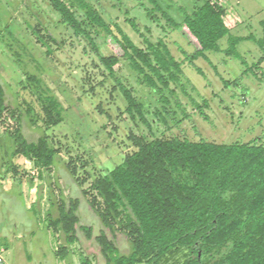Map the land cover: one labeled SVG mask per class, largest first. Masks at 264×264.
<instances>
[{"label": "trees", "instance_id": "trees-1", "mask_svg": "<svg viewBox=\"0 0 264 264\" xmlns=\"http://www.w3.org/2000/svg\"><path fill=\"white\" fill-rule=\"evenodd\" d=\"M47 1L59 14L60 24L98 55L107 74L115 81L131 121L136 122L138 118L148 127L146 115L151 111L147 101L137 96L117 74L114 66L119 62L127 64L135 81L157 103L152 115L167 126L168 122L178 125L182 121L177 109L183 119L189 117L174 88L180 87L185 92L182 81L185 62L193 65L194 60L201 58L210 63L207 53L214 52L232 57L251 69L238 50L239 43L245 40L256 43L264 53V20L261 37L253 33L236 34L225 23L224 7L217 0H202L190 8L174 2L180 21L163 9L158 0H147L152 4L151 8L146 7L151 20L159 22L161 17L172 30L182 36L188 33L196 41V47L189 54L181 50L183 59L176 58L162 39L152 42L141 34L144 46L137 45L118 24L107 22L90 0ZM8 3L13 7L10 0ZM168 4L172 6L171 2ZM127 21L135 31H140L134 19L127 18ZM39 24H28L37 42L46 47V56L40 53L38 57L30 52L31 40L26 41L27 36L20 33L16 19L0 2V42L5 43L21 68L23 87L36 97L42 109L41 118L29 104L26 108L19 103L10 105L6 98L8 85L0 75V124L5 116H11L15 122L12 130L8 128L2 133L4 142L9 138L12 144L7 172H12L13 177L21 174L14 163L18 156L32 160L40 178L53 167L56 158L61 160L59 150L45 133L29 141L22 131L24 118L29 125H36L42 119L44 124L52 126L63 121L67 111L57 91L43 76L46 71L54 73L46 64L52 48L39 31ZM47 34V38L58 42L48 30ZM93 36L111 38L121 54L102 53ZM187 43L192 46L190 41ZM28 60L35 62V71L29 70ZM262 60L264 56L257 63ZM196 70L201 73L200 69ZM220 78L225 86L230 85L231 80ZM64 94L69 95L68 91ZM202 103L207 106V99L203 98ZM193 104L202 113V105L195 100ZM128 138L135 149L94 176L86 172L79 178L76 167L65 163L103 226L94 240L105 264H264V140L227 143L179 135L148 138L133 131ZM32 183L29 178V184ZM85 183L88 186L83 187ZM60 193L56 199L50 189L44 225L56 236L54 255L68 260L72 245L78 240L77 229L87 238L93 232L91 226L77 227L79 199ZM118 234L129 243L126 253L118 249ZM0 244L7 247L1 241ZM80 259L81 264H90L82 254Z\"/></svg>", "mask_w": 264, "mask_h": 264}, {"label": "rangeland", "instance_id": "rangeland-1", "mask_svg": "<svg viewBox=\"0 0 264 264\" xmlns=\"http://www.w3.org/2000/svg\"><path fill=\"white\" fill-rule=\"evenodd\" d=\"M0 0L5 8L16 19L20 33L31 40L33 49L30 52L39 57L45 55L46 47L31 33L32 28L39 24L41 34L52 48L46 64L54 74L46 71L43 76L49 85L57 91L61 101L67 108L65 119L57 125L47 126L40 119L36 125H29L26 119L22 121V131L29 141H34L45 133L59 150L61 160L56 158L53 167L43 172V178L38 176L37 168L32 160L18 156L14 163L18 166L20 175L9 171V178L24 182L22 189L26 203L31 205L35 200L40 202L34 209H26L21 202L17 189L1 191L0 186V241L6 244L4 264H81L80 256L88 258L90 264H105L94 236L103 228L98 216L90 209L80 187L74 177L69 174L65 163L76 167V176L83 177L86 172L91 176L111 168L121 161L123 156L135 148L128 138L132 131L144 134L148 138L160 135H179L192 140L206 139L216 142L264 140V60L257 63L264 53L258 45L245 40L239 43L238 50L247 62L246 68L239 61L222 53L208 52L210 63L198 58L183 64L185 92L180 87H174L181 104L189 117L182 119L178 125L168 122L160 123L152 115L157 103L154 102L135 81L125 62L114 66L115 71L122 77L125 84L134 89L137 96L147 101V114L150 127L138 118L132 122L125 113V101L118 90L115 81L107 74L99 61L98 55L84 41L72 35L71 31L59 22V14L47 0ZM109 23L118 24L139 46H144L141 34H145L152 42L162 39L176 58H185L186 53L196 47V41L187 33L179 34L172 30L165 20H151L146 13V7L152 4L147 0H90ZM176 20L180 16L173 7L179 2L187 7L202 0H158ZM168 2L172 3L169 6ZM224 7L223 19L227 26L236 34L248 35L253 33L262 36L264 20V0H217ZM157 16L160 13L155 11ZM127 18L134 19L139 28L135 31ZM47 29L58 42L47 38ZM181 31V30H180ZM104 54H121V49L111 38L93 36ZM188 41L191 45H188ZM41 56V54H40ZM226 59V62L222 60ZM34 61L28 60V68L35 71ZM257 64L258 66H254ZM201 70L199 73L196 68ZM0 75L6 86V98L10 105L21 104L22 108L31 105L42 118V109L36 97L24 88V74L15 62L11 52L0 42ZM231 80L225 86L221 78ZM234 79L236 80L233 81ZM64 91H62L61 89ZM68 91L66 96L64 92ZM207 99V106L202 105V99ZM202 105V113L193 104ZM0 124V130H12L14 119L5 116ZM13 126V127H12ZM169 126V127H168ZM7 151H11L10 139H5ZM19 176V177H18ZM29 178H32L33 191L28 188ZM88 183L83 184V187ZM50 189L53 196L77 197L79 205L77 214L82 225L91 226L93 235L87 238L85 233L77 229V242L72 245L73 252L68 260H61L54 255L57 245L56 236L51 229L45 227L44 216L49 207ZM108 235L110 233L108 232ZM55 236V237H54ZM116 244L121 253L129 251V243L122 234L116 237Z\"/></svg>", "mask_w": 264, "mask_h": 264}, {"label": "crops", "instance_id": "crops-1", "mask_svg": "<svg viewBox=\"0 0 264 264\" xmlns=\"http://www.w3.org/2000/svg\"><path fill=\"white\" fill-rule=\"evenodd\" d=\"M4 131L0 130V186H1V191H10L12 188H15L17 189V194L20 196L21 198V202L23 203V205H25V208L27 209H30V207L33 205V204H37V200L34 199V201L32 202L31 205L27 204L26 203V198L24 196V193H23V189H22V186H23V183L22 181H19V180H14V178H11V182H7L5 183L4 180L8 179L9 178V174L7 172V162L9 161L10 157L8 156V151L6 149V144L4 142V137L2 136V133ZM21 157V156H20ZM15 160V158H14ZM33 162V161H32ZM36 167V166H35ZM37 168V167H36ZM38 171V169H37ZM35 188V186H33ZM33 187L32 185H28V188L30 189V191H33ZM0 191V193H1ZM41 200V198L39 199ZM39 203H41L39 201ZM3 232V228L0 226V233Z\"/></svg>", "mask_w": 264, "mask_h": 264}, {"label": "built area", "instance_id": "built-area-1", "mask_svg": "<svg viewBox=\"0 0 264 264\" xmlns=\"http://www.w3.org/2000/svg\"><path fill=\"white\" fill-rule=\"evenodd\" d=\"M6 248L0 244V264H4Z\"/></svg>", "mask_w": 264, "mask_h": 264}]
</instances>
